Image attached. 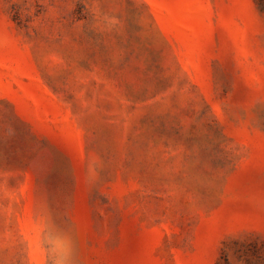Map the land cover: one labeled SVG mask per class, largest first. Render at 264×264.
Returning <instances> with one entry per match:
<instances>
[{"label": "rangeland", "instance_id": "374dc122", "mask_svg": "<svg viewBox=\"0 0 264 264\" xmlns=\"http://www.w3.org/2000/svg\"><path fill=\"white\" fill-rule=\"evenodd\" d=\"M0 264H264V0H0Z\"/></svg>", "mask_w": 264, "mask_h": 264}]
</instances>
